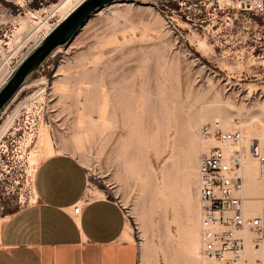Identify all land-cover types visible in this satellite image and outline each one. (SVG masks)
<instances>
[{
  "label": "rangeland",
  "instance_id": "374dc122",
  "mask_svg": "<svg viewBox=\"0 0 264 264\" xmlns=\"http://www.w3.org/2000/svg\"><path fill=\"white\" fill-rule=\"evenodd\" d=\"M76 1L0 0V82ZM142 87L154 114L115 107L121 88L140 105ZM215 105L247 139L235 109L263 129L264 14L238 0H116L98 10L0 111V128L15 113L0 138V226L31 203L38 162L68 154L86 170L87 195L123 209L137 264H203L195 150L212 119L194 120Z\"/></svg>",
  "mask_w": 264,
  "mask_h": 264
},
{
  "label": "crops",
  "instance_id": "0c3cea01",
  "mask_svg": "<svg viewBox=\"0 0 264 264\" xmlns=\"http://www.w3.org/2000/svg\"><path fill=\"white\" fill-rule=\"evenodd\" d=\"M31 183V203L0 226V264H137L123 209L104 196L87 195L88 175L76 158H43ZM77 204L80 211L73 215Z\"/></svg>",
  "mask_w": 264,
  "mask_h": 264
},
{
  "label": "built area",
  "instance_id": "2783aa9c",
  "mask_svg": "<svg viewBox=\"0 0 264 264\" xmlns=\"http://www.w3.org/2000/svg\"><path fill=\"white\" fill-rule=\"evenodd\" d=\"M240 8L254 16H263L264 0H238ZM203 150L197 163V192L200 219L198 226L199 253L203 264H264L257 251L264 245V218H248L243 214L242 166L248 158L257 166V178L264 181V144L244 137L240 122L224 129L217 121L198 128ZM248 151V155L246 153ZM80 205L73 207L77 215ZM250 234L249 243L244 238Z\"/></svg>",
  "mask_w": 264,
  "mask_h": 264
},
{
  "label": "bare ground",
  "instance_id": "6f19581e",
  "mask_svg": "<svg viewBox=\"0 0 264 264\" xmlns=\"http://www.w3.org/2000/svg\"><path fill=\"white\" fill-rule=\"evenodd\" d=\"M83 0H77L71 7H69L66 12L62 15V17L59 19V21L55 24V26L61 22L76 6H78ZM67 2V1H66ZM64 5V4H63ZM53 28V27H52ZM50 28L49 31L47 33L44 34L43 38L50 32V30L52 29ZM42 38V39H43ZM41 39V40H42ZM40 40V41H41ZM37 42L35 43L22 57L21 59L18 61V63L16 64L15 68L20 64V62L27 56L29 55L32 50L40 43ZM59 50V48H57L55 51ZM14 68V70H15ZM14 70L12 72H14ZM11 76V73L8 74L1 82H0V88L5 84V82L7 81V79ZM23 86V85H22ZM20 90V89H19ZM129 90L126 89H122L121 91L117 93L116 97L118 98V102L116 103L115 107L117 109H120L122 112L125 111L127 113H132V114H137V113H141L142 115H145V113H151L154 114V112L152 111V108L154 106V103L152 102L153 99V91L149 88H140V94H141V104L140 105H133L131 102V98L129 96ZM117 92V91H116ZM17 94V93H16ZM13 99V98H12ZM218 104V103H217ZM225 104V103H224ZM102 106L100 107L101 110H103L105 108V103L101 104ZM212 106V105H211ZM224 107V106H223ZM234 110V109H233ZM236 114L239 116V118L241 119V121L245 122L246 126L245 130H246V134L249 137H252V140L256 141L258 146H262L264 144V127L263 129H257L256 127H254L253 125H250L248 122L251 114L249 112L240 110V109H235ZM157 113V112H156ZM15 114V113H14ZM13 114V116H15ZM158 114V113H157ZM161 115V113L159 114ZM13 116H11L4 124L3 126L0 128V138L4 135L5 131L10 127L11 123H12V118ZM157 116V115H156ZM159 117V116H158ZM209 117H211V121H217L222 127L227 126L232 124L231 122V114L226 112L225 114H222L220 112V106L219 105H215L209 109H207L206 111H200L199 115L197 116V118L194 120V123H200L202 120L208 119ZM160 122V121H159ZM141 124V123H140ZM194 125V124H192ZM141 127V126H140ZM227 129V128H226ZM243 133V132H242ZM153 134V133H152ZM45 138V147L47 145H49L48 143V138L47 135H44ZM246 138V137H245ZM43 143V142H42ZM200 143V142H199ZM197 143L196 145V150H195V154L199 153V151L201 152V150H203V147L201 144ZM47 148V147H46ZM49 151V150H48ZM48 153V152H47ZM247 155H248V151H247ZM249 156V155H248ZM248 158V157H247ZM252 162L249 164H246L243 168V174L245 176V182L243 183V187H242V195L245 194V197H243V201H244V205H243V214L248 217L247 215H251V214H255V216L258 217H262L264 218V205L262 204V202L264 201V182H259L257 183L255 181V175H257V166L256 163L254 162L253 159H251ZM256 167V169H255ZM256 170V172H255ZM242 174V171H241ZM147 187V185L144 186V189ZM152 187V186H151ZM97 193L99 195H104L103 193H101V191L97 190ZM253 200V201H252ZM254 200H257L256 202H254ZM262 201V202H261ZM249 218V217H248ZM244 238L247 240V242L249 243V240L251 238L250 234H245ZM198 244H199V240H198ZM255 254V256H258L259 258L264 257V245H259V248L257 249V251H253V249L248 246V248L246 249V256L248 258H252L253 255Z\"/></svg>",
  "mask_w": 264,
  "mask_h": 264
},
{
  "label": "water",
  "instance_id": "95a60500",
  "mask_svg": "<svg viewBox=\"0 0 264 264\" xmlns=\"http://www.w3.org/2000/svg\"><path fill=\"white\" fill-rule=\"evenodd\" d=\"M115 1L83 0L61 22L54 26L32 52L20 62L0 88V111L57 48L67 45L93 14Z\"/></svg>",
  "mask_w": 264,
  "mask_h": 264
}]
</instances>
